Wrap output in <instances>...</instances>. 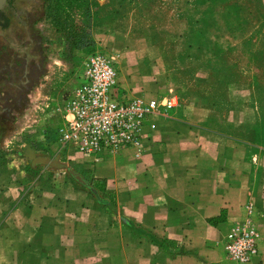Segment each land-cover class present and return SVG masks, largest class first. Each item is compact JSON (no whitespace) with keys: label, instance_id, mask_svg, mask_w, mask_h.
Returning <instances> with one entry per match:
<instances>
[{"label":"crops","instance_id":"0c3cea01","mask_svg":"<svg viewBox=\"0 0 264 264\" xmlns=\"http://www.w3.org/2000/svg\"><path fill=\"white\" fill-rule=\"evenodd\" d=\"M55 1L45 4L48 16ZM85 1L79 24L86 20L90 26L92 47L120 60L121 88L131 97L174 105L145 122L138 157L132 149L99 160L68 157L80 173L104 182L113 210L52 169L25 183L18 161H0V264H236L223 246L231 225L245 217L247 203L259 232L258 254L247 264H264L260 138L194 89L182 88L172 66L188 61L178 55L188 46L178 43L209 16L214 20L205 22L203 46H211L209 37L224 50L238 48L233 38L243 33L244 12L222 0L213 10L212 0H201L206 8L199 13L197 0ZM156 1L164 9L176 6L169 11L171 22L137 23L148 21L144 11ZM162 38L169 41L170 57ZM43 43L48 63L70 64L56 54L52 36ZM42 79H54L48 67Z\"/></svg>","mask_w":264,"mask_h":264},{"label":"rangeland","instance_id":"374dc122","mask_svg":"<svg viewBox=\"0 0 264 264\" xmlns=\"http://www.w3.org/2000/svg\"><path fill=\"white\" fill-rule=\"evenodd\" d=\"M225 1H227L226 5L228 8L232 7V4H239L244 7L245 12L243 34L238 35L236 40L235 37L233 38L238 48H231L228 53L223 54L224 59L232 65L230 75L224 78L221 77V74H218L223 65L218 64L219 60L213 49H197L195 46L185 58L188 61L172 65L174 74L178 76V82L182 88L186 89L189 87L190 89L201 90L203 92L201 97L203 101L208 104H217L219 106L217 108L224 116L237 118L241 122L242 129L254 131L255 136L260 138L261 147L264 148V0ZM220 3L221 0H212V10L218 8ZM153 4L151 8L144 11L146 16H148V21H143L140 18L137 23L149 22L153 25H163L171 22L170 16L173 12L171 11L170 14L169 11L172 9L176 11V6L171 4L169 8L164 9L161 7V2L156 1ZM40 5L39 0H13L12 8L10 9L13 13V26L2 33L1 38L5 41L11 39L15 33H20L21 27L17 25L19 20L22 18L31 20L41 12ZM50 5L52 9L48 11L51 15L48 16L44 10L42 18L36 23V28L42 37L52 36L53 44L51 46L56 44V54L61 56V53H65L66 35L72 36L71 39L77 41V36L82 33L81 31H84L87 36L85 44H89L90 26L85 24L86 20L83 21V24H79L81 21L79 18L80 11L78 10L81 8L80 2L78 0H59ZM204 6L205 2L197 0L194 13L205 10L206 7ZM46 15L47 17H45ZM59 17L66 18L61 21ZM65 19L68 21L67 25H70V28H74V32H72V29L65 32L61 29V24ZM197 29L204 31L205 25L196 23L192 33L188 36L189 39H185L186 41L180 39L179 47L184 46L187 42L195 43L196 45L199 42L201 43V34ZM161 41L168 47L169 41L167 39L162 38ZM218 44L220 43L218 42ZM42 47L44 51V58L40 61V65L44 64L42 71L45 73L48 67L52 71L54 79L52 81L50 79L40 80L41 76L37 78L36 68L31 70L29 73L30 77L37 78L35 85L26 94V100L22 106L15 112V121L0 128V153L3 154L5 162L9 163L12 159L18 161V169L22 170L23 174L26 173L22 177L25 183L31 182L38 171L47 169L54 170L58 178L64 177L66 181L70 180L73 182L74 178L66 169L49 168L43 165L32 166L24 157L25 145L31 146L32 144L37 148V155L53 157L59 154L60 161L66 163L69 168L76 172L78 171V167L74 166L75 163L71 159L68 160L67 157H64V154L57 151V140L59 128L63 124L60 111L73 87L77 86L81 81L78 74L82 71L81 61L83 55L78 53V59L74 63L71 61L67 65L58 61L60 65H53L48 63V53H45L44 43ZM170 51L171 49L168 47L166 49L168 57H170ZM98 52L111 55L110 52L105 50L99 49ZM49 53L51 52L49 51ZM179 54L180 52H178ZM114 59L118 78L111 90L112 96L120 100L127 93L120 86V60L116 57ZM181 59H184L183 53H181ZM209 59L213 61L212 65L209 64L211 67L201 63V61ZM201 74L205 75V77H200L199 75ZM198 78L203 80H198ZM179 89L181 88L179 87ZM58 108L60 110H57ZM65 153L67 154V152ZM72 154H76V152L74 151ZM29 169H32L33 172H31L32 175L27 176L28 172L26 170ZM74 185L85 190L77 181Z\"/></svg>","mask_w":264,"mask_h":264},{"label":"built area","instance_id":"2783aa9c","mask_svg":"<svg viewBox=\"0 0 264 264\" xmlns=\"http://www.w3.org/2000/svg\"><path fill=\"white\" fill-rule=\"evenodd\" d=\"M82 55L81 81L60 111L63 124L58 131L57 151L65 158L75 151L99 160L132 149L138 157L145 122L174 103L128 95L117 100L111 90L118 78L114 57L98 50ZM245 211V217L231 225L223 246L227 259L236 264H247L258 254L259 232L251 203L245 205Z\"/></svg>","mask_w":264,"mask_h":264},{"label":"trees","instance_id":"16d2710c","mask_svg":"<svg viewBox=\"0 0 264 264\" xmlns=\"http://www.w3.org/2000/svg\"><path fill=\"white\" fill-rule=\"evenodd\" d=\"M12 1L13 0H7L5 6L0 10V128L7 126L8 124H11L15 121V112H17L18 108L22 106L24 101L26 100V94L30 89H32L35 85V80L43 75V65H40L41 59H43L44 51L42 47L43 37L36 28V23L39 21V19L43 16V11L45 10V4L47 0H39L40 10L41 12L37 14L35 17H33L31 20L28 18H22L19 20L17 25L21 27L20 33H15V35L11 39H7L4 41L3 38H1L2 33L7 31L13 26L12 23V15L13 13L10 11L12 8ZM59 1V0H56ZM81 4V7H85V0H78ZM225 1V0H223ZM237 7L241 8V10L244 12V7L239 4H232V7L229 9H236ZM245 13V12H244ZM61 20H64V18ZM212 18V20H210ZM214 17L209 16L208 19H205L202 23L205 25V22L207 20L213 21ZM230 16L225 19L227 23L231 21ZM66 21V20H65ZM62 23V22H61ZM70 26V25H69ZM69 26L63 27L64 32L72 29V32H74V28H70ZM198 32L201 34V40L202 42L198 43L197 45L195 43L187 42L185 45L186 51H184L183 55L187 56L190 53V50L195 47L197 49H202L206 47L205 49H213L214 54L217 56V59L219 60V65H223L221 67V70L218 71V74H221V77H228L230 74V70L232 68L231 63L229 61H226L223 57V54L228 53V50H224L221 46H219L218 42L210 41L209 37H207V43H211V46H203L204 45V37L208 33L207 30L204 29H197ZM243 31H244V25H243ZM80 35H78L77 41H73L71 39L72 36L66 35V50L64 53L65 58H69L73 63L78 59V53L86 54L91 51H94L95 48L91 46V43L89 41V44H85V40L87 39L86 34L84 31H81ZM192 33V32H191ZM190 33V34H191ZM203 33V36H202ZM189 34V35H190ZM243 34V33H242ZM15 38V40H14ZM189 39L188 37L186 40ZM185 40V39H184ZM185 40V41H186ZM206 40V38H205ZM201 46V47H200ZM185 56V57H186ZM179 57L181 58V53L179 54ZM201 63H204V65H212L213 61L211 59L205 61H201ZM229 63V64H228ZM217 64V65H218ZM209 65V66H210ZM211 67V66H210ZM36 68V75L37 78L30 77L31 70ZM216 77V76H215ZM198 80H203L201 78H198ZM186 89H190L187 87ZM194 89L199 95L202 97V91ZM214 107H219L217 104H209ZM258 137V136H255ZM33 147V145H31ZM3 155L0 153V157ZM0 160L2 163L4 162L3 156ZM1 163V164H2ZM27 176L32 175L31 172H33L32 169L26 170ZM79 174L84 176V178L90 183V187L94 189L92 191L91 189L82 186L83 189H85L99 204H102L103 206L107 207L109 210H113L115 207V202L111 194L105 193V185L104 182L99 183L98 181H95L92 177H87L83 175V172ZM39 173V171H38ZM37 173V174H38ZM36 174V175H37ZM73 182L76 181L73 179Z\"/></svg>","mask_w":264,"mask_h":264},{"label":"water","instance_id":"95a60500","mask_svg":"<svg viewBox=\"0 0 264 264\" xmlns=\"http://www.w3.org/2000/svg\"><path fill=\"white\" fill-rule=\"evenodd\" d=\"M7 0H0V10L5 6ZM24 157L27 161L30 162L32 166L43 165L49 168L55 169H66L68 173L81 185L91 189L89 182L78 172L69 168L66 163L60 161V155L56 154L53 157L47 155H37L35 149L30 145H25L24 147Z\"/></svg>","mask_w":264,"mask_h":264}]
</instances>
